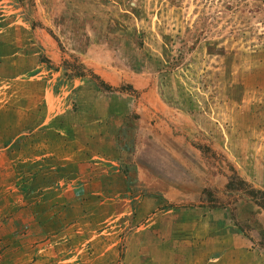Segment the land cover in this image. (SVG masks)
<instances>
[{"label":"rangeland","instance_id":"374dc122","mask_svg":"<svg viewBox=\"0 0 264 264\" xmlns=\"http://www.w3.org/2000/svg\"><path fill=\"white\" fill-rule=\"evenodd\" d=\"M54 96L65 149L38 128ZM250 189L264 0H0V264H194L171 240L197 208L249 224L264 264Z\"/></svg>","mask_w":264,"mask_h":264},{"label":"crops","instance_id":"0c3cea01","mask_svg":"<svg viewBox=\"0 0 264 264\" xmlns=\"http://www.w3.org/2000/svg\"><path fill=\"white\" fill-rule=\"evenodd\" d=\"M53 98L54 100L51 102L44 101L45 111H41L43 120H40L38 128L44 127L47 120L49 121L51 118L56 120L57 125H54V129L52 130L54 132V141L59 144H67V146H62L65 149L74 140L71 134L75 125L71 120H68L69 112L60 110L62 109L61 98L58 99L55 96ZM54 107L55 109H53ZM56 109H58L57 112ZM51 111L54 112V115L50 114ZM47 130L49 129L47 128ZM55 143L54 148L57 147ZM196 210L198 220L187 223L179 222L178 224L181 225L182 232L180 231L181 233L176 240H171L172 243L188 246L191 249L190 251L194 252V264H252L253 260L251 257H253V254L250 242L237 227L228 224L226 220L218 222L208 221L207 219H210L208 212H204L202 208H197ZM214 212L218 214V212L223 211H211L210 214H214ZM225 219L227 218L225 217ZM183 226H185V231L183 230ZM95 258V262H97L99 260L98 256H95ZM74 260L75 257L69 258L68 256L56 260V263L68 264L69 262H74ZM124 262L125 259H121V263Z\"/></svg>","mask_w":264,"mask_h":264},{"label":"trees","instance_id":"16d2710c","mask_svg":"<svg viewBox=\"0 0 264 264\" xmlns=\"http://www.w3.org/2000/svg\"><path fill=\"white\" fill-rule=\"evenodd\" d=\"M110 90V87L107 88V91ZM233 176V175H232ZM229 182L232 181H236V176L234 177H230ZM233 183V182H232ZM238 184V183H237ZM239 185V184H238ZM248 198L254 202V204H256L257 206L261 207L264 209V191H260V190H256V189H250V191H248V193H246ZM233 218V217H232ZM234 219V218H233ZM234 224L236 225L237 229L248 239L251 238V236H248L246 231L249 228H252L249 224H247L246 226L241 225L239 223H237V221H235L234 219ZM257 241L256 243L262 248L264 249V229L259 230L257 232ZM251 240V239H250ZM256 244V245H257Z\"/></svg>","mask_w":264,"mask_h":264}]
</instances>
